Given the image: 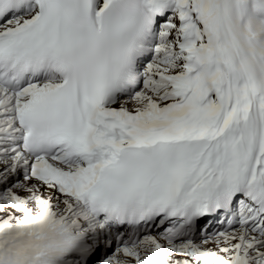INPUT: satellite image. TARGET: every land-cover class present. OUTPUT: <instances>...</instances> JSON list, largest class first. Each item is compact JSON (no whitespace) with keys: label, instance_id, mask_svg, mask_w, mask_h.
Returning <instances> with one entry per match:
<instances>
[{"label":"snow or ice","instance_id":"6c2138e0","mask_svg":"<svg viewBox=\"0 0 264 264\" xmlns=\"http://www.w3.org/2000/svg\"><path fill=\"white\" fill-rule=\"evenodd\" d=\"M0 264H264V0H0Z\"/></svg>","mask_w":264,"mask_h":264}]
</instances>
